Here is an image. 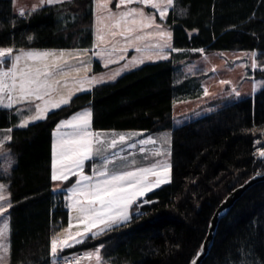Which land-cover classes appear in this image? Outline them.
<instances>
[{"label": "trees", "instance_id": "obj_1", "mask_svg": "<svg viewBox=\"0 0 264 264\" xmlns=\"http://www.w3.org/2000/svg\"><path fill=\"white\" fill-rule=\"evenodd\" d=\"M93 6L94 0H70L21 17L13 0H0V46L88 49L94 42ZM165 24L177 49L169 59L145 63L78 93L27 127L17 126L21 116L15 108H0V130L13 129L6 147L16 159L10 173L0 175L13 204L8 264H51V239L70 220L67 193L55 191L51 179L53 131L85 108H92L93 130L143 133L130 142L169 135L171 182L148 193L144 199L150 203L134 205L128 222L60 254L103 245V264H190L223 200L264 174L258 152L264 148V88L254 96L220 101L213 111L178 126L173 116L177 100L203 93L201 79L181 69L186 58L199 50H250L264 57V0H175ZM94 69L104 68L96 61ZM257 77L264 78V71ZM257 139L260 144L254 143ZM138 149L125 148L121 154L141 162ZM201 264H264V181L251 186L221 219Z\"/></svg>", "mask_w": 264, "mask_h": 264}, {"label": "snow or ice", "instance_id": "obj_2", "mask_svg": "<svg viewBox=\"0 0 264 264\" xmlns=\"http://www.w3.org/2000/svg\"><path fill=\"white\" fill-rule=\"evenodd\" d=\"M63 2L38 0L30 11ZM112 3L113 0H95L97 43L93 52L104 60L105 67L126 61L110 74L79 78L81 71L87 72L89 69L90 62L85 59L89 50L57 52L0 46V108L16 109L21 116L18 127H27L30 123L46 119L50 111L68 105L77 92L115 80L122 72L145 63V59H168L165 49L177 51L169 42L172 33L162 24L156 23L157 14L161 20L166 18L174 0H116V11L110 7ZM145 7L155 12H146ZM25 14L26 9L21 7L18 15L23 17ZM32 38L28 37L29 40ZM129 48L145 55L129 59L126 55ZM244 55L251 58L252 70L259 68L264 71V64L257 61L256 51ZM71 61H76L78 66H74ZM73 72L77 73L76 77L72 76ZM70 80L73 87L65 95L61 90L68 88ZM219 83L230 84L231 81L221 80ZM261 84L255 83L254 90ZM209 94L205 87L204 95ZM229 95L239 97L241 93L233 87ZM21 105L23 107H17ZM92 117V110L86 109L61 121L55 130L51 179L60 182L55 190H61L63 183L76 177L74 183L64 190L67 193V206L75 216H70L68 227L54 236L50 244L51 256L63 259L65 264H79L80 259H94L96 264H103V245L72 260L59 257L58 248L63 251L64 248L74 247L128 222L132 217L130 210L133 205L139 207L141 203H150L144 197L171 182L172 166L166 159L171 156L169 135L159 138L147 136L130 142L143 133L96 131L92 129ZM12 131L9 128L7 134L0 133V149L4 148L6 142L12 141ZM254 143L260 144L261 141L257 139ZM138 145L143 157L141 162L121 154L125 148L137 149ZM258 152L264 158V148L258 149ZM157 157L166 158L155 159ZM86 167H90V174L85 171ZM5 190L6 186L0 184V220H4L0 226V264L5 259L3 254L9 251L3 243L9 228L5 214L13 207L10 196L4 194ZM74 228L76 231H73ZM199 255L197 253V258ZM191 264H196V259Z\"/></svg>", "mask_w": 264, "mask_h": 264}, {"label": "rangeland", "instance_id": "obj_3", "mask_svg": "<svg viewBox=\"0 0 264 264\" xmlns=\"http://www.w3.org/2000/svg\"><path fill=\"white\" fill-rule=\"evenodd\" d=\"M95 26L96 24L94 18V30ZM165 26L167 27L166 29L170 31V29H168V26ZM251 52L252 51L250 50H222L207 52L198 51V54L193 58H186V60H184L181 64L183 73L188 76H198L201 79L202 84H204V89L205 87H207L210 94L208 96H205L203 92L201 96L194 99L177 100L174 103L173 107L174 124L178 126L185 123L186 121L195 119L196 117H200L206 113L211 112L214 107H219V105H222L218 103L219 101L224 103V101H235L241 98L254 96L256 92L263 89L264 78L257 77V71L261 70L259 68L255 71L252 70L251 58L244 55L245 53ZM257 61L260 64H264V57L260 58L257 55ZM244 65H247V67H245ZM213 68H215L216 71H212ZM221 80L231 81V83L222 85L219 83ZM257 82H262V84L260 87L254 90L253 86ZM233 87L241 93L239 97H236L235 95H229ZM68 88H63V90ZM55 142L56 135L54 131L53 147ZM165 158L166 157H158L156 159ZM166 159H168V162L172 166L171 156L167 157ZM12 160V151L8 147H6V145H4V148L0 149V175L2 173H10L15 163V161L13 160L12 162ZM75 179L76 177H72L68 182L63 183L61 185V190L70 187L74 183ZM0 184L4 183L0 180ZM58 184H60V182H53L54 190L56 189ZM65 184L68 185L65 186ZM4 194L10 196V193L7 191V189L5 190ZM133 207L130 210L131 213L133 211ZM70 216L74 218L75 213H72L70 211ZM0 223V226H2L1 220ZM67 227H65L64 229H66ZM64 229H62L61 232ZM73 231H76V229L74 228ZM3 243L6 244L9 249L8 253L3 254L5 257L3 264H8L10 261V228L6 233V239L3 241ZM93 251L94 250H90L88 252ZM86 264H96V261L94 259L91 261L87 260Z\"/></svg>", "mask_w": 264, "mask_h": 264}, {"label": "crops", "instance_id": "obj_4", "mask_svg": "<svg viewBox=\"0 0 264 264\" xmlns=\"http://www.w3.org/2000/svg\"><path fill=\"white\" fill-rule=\"evenodd\" d=\"M66 1H70V0H64V2H66ZM13 3H14V6H15V8L17 9V11H19V9L21 8V7H24L25 9H26V12L27 11H30V9H31V6L32 5H34V4H37L38 3V0H13ZM61 4V3H60ZM175 5V0H174V4H173V6ZM45 6H47V5H45ZM133 6H135V5H133ZM110 7H112V9L114 10V11H116L117 9H116V0H113V3H112V5L110 6ZM173 8V7H172ZM172 8H170L169 9V11L172 9ZM93 9H94V15H95V0H94V6H93ZM145 11L146 12H155V10H153V9H151V8H148V7H145ZM169 11H168V13H169ZM168 13H167V16H168ZM167 16H166V18H167ZM95 18V17H94ZM166 18L165 19H163V20H161L160 18H159V15L157 14V16H156V23H158V24H162L163 26H164V28H167L165 25V21H166ZM95 28H96V26H95ZM168 29H169V27H168ZM153 31H155V29H152ZM170 32H171V30H170ZM153 43L155 42V41H152ZM170 42V44H171V46H172V36H171V41H169ZM96 43H97V41H96V31L94 30V42H93V45L90 47V48H88V49H37V50H54V51H57V52H59V51H69V52H71V51H73V50H89V53H88V56L87 57H85V59L86 60H88L89 62H90V66H89V69H88V71L87 72H84V71H81L79 74H78V76H79V78H82V77H84V76H89V77H91L92 75H96V76H100V75H106V74H110V73H112L113 71H115V70H117V69H119V68H121V66L126 62V61H121L119 64H110V65H108L107 67H105V62H104V60L103 59H101V58H99V57H97V56H95L94 54H93V52L96 50V48H95V45H96ZM173 48V47H172ZM25 50H28V49H25ZM165 52H166V54L168 55V57L170 58L171 57V49H165ZM126 55H127V57L130 59L131 57H139V56H141V55H145L144 53H136L135 51H134V49H132V48H129V50L127 51V53H126ZM168 58V59H169ZM160 60H165V59H156L155 57H153V59L152 60H148V59H145V63H151V62H156V61H160ZM96 61H98L100 64H101V66H103V70H101V71H95V69H94V65H95V62ZM71 63L74 65V66H78V65H76V61H71ZM145 63H143V64H145ZM142 64V65H143ZM139 66H141V65H139ZM139 66H135V67H131L130 68V70H127V71H124V72H122V74L121 75H123L124 73H126V72H129V71H131V70H133V69H136V68H138ZM120 75V76H121ZM72 76L73 77H76L77 76V73H75V72H73L72 73ZM120 76H118L117 78H119ZM116 78V79H117ZM115 79V80H116ZM111 81H114V80H110V81H108V82H111ZM69 88L68 89H65V90H61L62 91V93L63 94H67V92L73 87V84H72V82H71V80H70V82H69V86H68ZM87 87V86H86ZM93 89V87H91L90 88V90H92ZM90 90H86V91H83V92H87V91H90ZM203 90H204V84H203ZM204 92V91H203ZM78 93H81V92H77L76 94H78ZM75 94V95H76ZM220 102V101H219ZM218 102V103H219ZM222 103V102H221ZM220 104V103H219ZM214 105V104H213ZM216 108H218V107H214V109H216ZM86 109H91L92 110V108H90V107H88V108H85V109H83V110H80V111H78V112H81V111H84V110H86ZM214 109H212V111L214 110ZM77 112V113H78ZM76 114V113H75ZM207 114V113H206ZM205 115V114H204ZM203 116V115H202ZM201 117V116H200ZM69 118H71V116L70 117H68V118H66V119H69ZM196 118H199V117H196ZM66 119H63V120H66ZM62 120V121H63ZM61 122V121H60ZM59 122V123H60ZM58 123V124H59ZM56 128H57V126H56ZM55 128V129H56ZM55 129H54V131H55ZM7 130L8 129H5V130H0V133H3V134H7ZM54 131H53V141H54ZM7 143V142H6ZM6 143H5V145H6ZM13 160L16 162V159H15V156L13 155ZM13 160H12V162H13ZM12 164V163H11ZM15 164V163H14ZM0 165H1V162H0ZM14 166V165H13ZM89 173V172H88ZM90 174V173H89ZM10 210V209H9ZM6 215V222L8 223V225H9V212L7 213V214H5ZM69 215H70V211H69ZM1 222H2V224H3V222H4V220H1ZM1 224V223H0ZM10 228V227H9ZM8 228V229H9ZM65 249V248H64ZM58 253L60 254L62 251H60L59 250V248H58ZM85 253H88V251H85ZM86 262H87V259H83L82 260V262H81V264H86Z\"/></svg>", "mask_w": 264, "mask_h": 264}, {"label": "water", "instance_id": "obj_5", "mask_svg": "<svg viewBox=\"0 0 264 264\" xmlns=\"http://www.w3.org/2000/svg\"><path fill=\"white\" fill-rule=\"evenodd\" d=\"M259 181H264V174H258L250 179H248L245 183L237 186L233 189L228 196L223 200L220 206L215 211L209 225L208 234L206 236L205 241L203 242L200 250V255L197 258L196 256V264H201L203 259L210 253L211 248L214 244L217 228L221 219L230 211L235 202L255 183ZM191 264V263H190Z\"/></svg>", "mask_w": 264, "mask_h": 264}, {"label": "built area", "instance_id": "obj_6", "mask_svg": "<svg viewBox=\"0 0 264 264\" xmlns=\"http://www.w3.org/2000/svg\"><path fill=\"white\" fill-rule=\"evenodd\" d=\"M23 17H26V14ZM84 254H85V251H80V252H73V253L64 254V255L58 253V256L67 258L68 260H72L74 257H83ZM82 260L83 259H80L79 264L82 262ZM51 264H65V261L63 259L53 258L52 261H51Z\"/></svg>", "mask_w": 264, "mask_h": 264}]
</instances>
